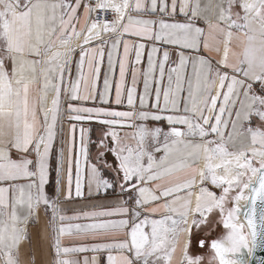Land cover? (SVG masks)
I'll list each match as a JSON object with an SVG mask.
<instances>
[{
  "label": "snow or ice",
  "instance_id": "obj_1",
  "mask_svg": "<svg viewBox=\"0 0 264 264\" xmlns=\"http://www.w3.org/2000/svg\"><path fill=\"white\" fill-rule=\"evenodd\" d=\"M258 248L264 0H0V264Z\"/></svg>",
  "mask_w": 264,
  "mask_h": 264
},
{
  "label": "water",
  "instance_id": "obj_2",
  "mask_svg": "<svg viewBox=\"0 0 264 264\" xmlns=\"http://www.w3.org/2000/svg\"><path fill=\"white\" fill-rule=\"evenodd\" d=\"M249 206V202H247V206L246 208ZM245 208V209H246ZM245 211V210H244ZM238 216H239V213H238ZM221 235H225L226 234V230L222 229V231L220 232ZM220 235V236H221ZM220 236H215V237H212L210 239H208V241L210 242L212 239H216V238H220ZM204 255L206 256H209L211 255L212 253L210 252L209 248L208 247H205V250H203L202 252ZM248 255V252L247 250L245 249L244 250V259H245V256ZM228 258H232V257H228ZM261 259H264V249H256L255 252L252 254V256H249V263L248 264H257V262Z\"/></svg>",
  "mask_w": 264,
  "mask_h": 264
},
{
  "label": "crops",
  "instance_id": "obj_3",
  "mask_svg": "<svg viewBox=\"0 0 264 264\" xmlns=\"http://www.w3.org/2000/svg\"><path fill=\"white\" fill-rule=\"evenodd\" d=\"M201 2H204V0H201ZM81 13H82V9H81ZM77 43V41H75V40H73V45H75ZM232 48H233V50L234 51H236V52H239L241 49L237 46V42L236 41H234L233 42V45H232ZM211 55H213V56H215L216 54L213 52V53H211ZM117 75H118V71H117ZM129 80H130V76H129ZM140 87H141V89H142V84L140 85ZM35 88H33V90H32V93H31V95L32 96H35ZM149 126H152V125H149ZM124 131H131L132 129H129V128H125V129H123ZM203 164V161L201 160V161H199L198 162V164H197V167H199L200 165H202ZM181 175H183V174H181ZM151 206H156V205H151ZM157 214H159V213H157ZM156 214V215H157Z\"/></svg>",
  "mask_w": 264,
  "mask_h": 264
},
{
  "label": "bare ground",
  "instance_id": "obj_4",
  "mask_svg": "<svg viewBox=\"0 0 264 264\" xmlns=\"http://www.w3.org/2000/svg\"><path fill=\"white\" fill-rule=\"evenodd\" d=\"M245 194L246 195L248 194L247 190H246V193ZM239 206H240V209H241L240 210V213H239V218H240L241 222L246 223V221L243 218V212H244V210H245V208L247 206V202L246 201H240L239 202ZM245 261L247 262V264L249 263V254L245 256Z\"/></svg>",
  "mask_w": 264,
  "mask_h": 264
},
{
  "label": "rangeland",
  "instance_id": "obj_5",
  "mask_svg": "<svg viewBox=\"0 0 264 264\" xmlns=\"http://www.w3.org/2000/svg\"><path fill=\"white\" fill-rule=\"evenodd\" d=\"M160 213L156 215V217H159ZM222 231V227L217 229L212 235H208L207 237L208 238H212V237H215L216 235L217 236H220V232ZM207 235V234H206ZM223 235L220 236V238H222ZM205 257L207 258L208 256L205 255Z\"/></svg>",
  "mask_w": 264,
  "mask_h": 264
},
{
  "label": "built area",
  "instance_id": "obj_6",
  "mask_svg": "<svg viewBox=\"0 0 264 264\" xmlns=\"http://www.w3.org/2000/svg\"><path fill=\"white\" fill-rule=\"evenodd\" d=\"M108 18H109V19H111V18H112V17H111V14H109Z\"/></svg>",
  "mask_w": 264,
  "mask_h": 264
},
{
  "label": "flooded vegetation",
  "instance_id": "obj_7",
  "mask_svg": "<svg viewBox=\"0 0 264 264\" xmlns=\"http://www.w3.org/2000/svg\"><path fill=\"white\" fill-rule=\"evenodd\" d=\"M208 239H210V238L207 237V240H208ZM203 250H205V248H204ZM203 250H202V252H203ZM204 256H205V255H204Z\"/></svg>",
  "mask_w": 264,
  "mask_h": 264
}]
</instances>
